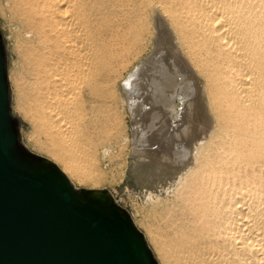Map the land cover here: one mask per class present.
Returning <instances> with one entry per match:
<instances>
[{"label": "bare ground", "instance_id": "bare-ground-1", "mask_svg": "<svg viewBox=\"0 0 264 264\" xmlns=\"http://www.w3.org/2000/svg\"><path fill=\"white\" fill-rule=\"evenodd\" d=\"M6 2L18 99L56 136L116 139L124 81L136 151L174 178L141 219L160 264H264V0Z\"/></svg>", "mask_w": 264, "mask_h": 264}, {"label": "water", "instance_id": "water-1", "mask_svg": "<svg viewBox=\"0 0 264 264\" xmlns=\"http://www.w3.org/2000/svg\"><path fill=\"white\" fill-rule=\"evenodd\" d=\"M0 264H159L109 190L77 188L24 144L1 30Z\"/></svg>", "mask_w": 264, "mask_h": 264}, {"label": "rangeland", "instance_id": "rangeland-1", "mask_svg": "<svg viewBox=\"0 0 264 264\" xmlns=\"http://www.w3.org/2000/svg\"><path fill=\"white\" fill-rule=\"evenodd\" d=\"M11 14L6 0H0V30L8 56L12 108L20 121L24 144L32 152L66 168L77 188L109 190L117 202L130 212L137 227L143 232L141 219L150 211L153 196L168 197L174 187V178L168 173L158 174L157 168L148 158L145 159L144 154L136 151L137 120L132 115L129 97L123 87L124 81L120 80L117 86L119 102L116 116L118 125L114 130L116 139L106 146H92L83 142L78 145L56 136L45 122L29 112L18 99L15 79L20 77L18 73H22L19 53L25 32L22 24L13 19ZM156 35L159 39V33ZM157 49L155 40L151 41L132 72L143 67L145 61L151 62L157 56Z\"/></svg>", "mask_w": 264, "mask_h": 264}]
</instances>
